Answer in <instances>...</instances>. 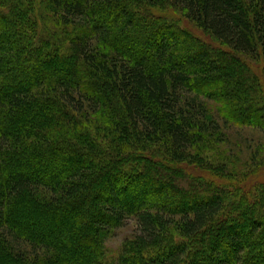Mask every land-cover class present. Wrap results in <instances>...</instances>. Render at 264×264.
Listing matches in <instances>:
<instances>
[{"label":"trees","instance_id":"1","mask_svg":"<svg viewBox=\"0 0 264 264\" xmlns=\"http://www.w3.org/2000/svg\"><path fill=\"white\" fill-rule=\"evenodd\" d=\"M232 121L264 131V0H0V264H105L130 217L118 264H264Z\"/></svg>","mask_w":264,"mask_h":264},{"label":"rangeland","instance_id":"2","mask_svg":"<svg viewBox=\"0 0 264 264\" xmlns=\"http://www.w3.org/2000/svg\"><path fill=\"white\" fill-rule=\"evenodd\" d=\"M187 28L189 27L187 26ZM207 103L210 109L217 113L218 117H222L220 114L225 103L211 99ZM224 112L226 113V111ZM221 122L223 124L224 121L221 120ZM225 125H227L225 129L228 142L225 144L226 149L224 151L230 157L234 156V158L238 157L241 159V170L245 167V164L249 163L251 165V163L259 161L260 158H264V131L262 129L251 125H240L233 121ZM154 176L156 177V174ZM137 232L138 225L134 217L128 218L124 225L115 229L105 242L106 259L109 261L105 264H118L121 253L129 247L131 239ZM80 233L82 231H78L77 236Z\"/></svg>","mask_w":264,"mask_h":264}]
</instances>
